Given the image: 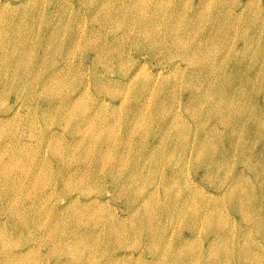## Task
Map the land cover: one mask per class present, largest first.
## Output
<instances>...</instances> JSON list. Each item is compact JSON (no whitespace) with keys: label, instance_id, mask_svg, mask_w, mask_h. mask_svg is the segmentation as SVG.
<instances>
[{"label":"rangeland","instance_id":"1","mask_svg":"<svg viewBox=\"0 0 264 264\" xmlns=\"http://www.w3.org/2000/svg\"><path fill=\"white\" fill-rule=\"evenodd\" d=\"M10 1L16 3V5H0V28H4L8 20L13 17L27 19L23 34L24 36L26 35L25 39H28L29 45L32 42H34L33 44L36 43L34 50H30L28 53V58L34 60L40 57L43 62L48 58V63L50 61H58L56 65L54 63H52L53 65L49 64L50 67L44 71L45 74L51 73L60 67L65 71V73L61 75L62 80L59 82L60 89L58 88V93L54 101L49 104H45L44 102L39 104L45 107L48 105V107L51 106V108H57L59 110L66 101V99L63 100L64 98L81 89L84 93L81 98L85 97L84 101L86 104L90 107L96 106V108H99V105L102 104L105 109L104 113L101 115L102 118H100L99 113V118L97 119L106 120V124L110 125L114 133V140L117 141L116 144L114 143L112 145L114 150L116 145L120 144L121 141L129 139L130 131L134 132L131 139L128 140L130 143L122 150L124 151L125 157H130L131 160H136L137 156H140L142 151L145 150L144 145L139 147L141 141H144V143L146 142V149H151L153 144L156 145L157 142L160 141L155 136L160 128L159 122L161 120L157 117L159 113H163L166 116L170 113L180 115L176 116L177 120L180 122H186V120H188L192 123L198 122L197 119H201V113L196 114L195 111H192V113L188 112L186 107H184L186 102L191 100L189 99L190 93L187 91L189 85L200 89L201 93L209 92V95H211L210 101L214 104L213 112H210V114H212L214 119L211 120L206 118V114L202 118V121L207 120L209 124L210 122L215 123L219 115L218 112H215L218 104L215 103L218 100L216 98V92L219 89L230 92L237 91L242 96H244V93L249 95L248 98L241 97L237 105L247 110L242 122L236 123L234 121V116L229 118L232 123L230 129H234L237 138H249L248 132H252L248 129L249 126L245 125V123L248 125L251 124L252 115L249 112L250 109L254 110L253 107L261 106L264 110V0H214L210 7L202 9V12L205 13L203 28L211 33L207 40V43H209L207 49L213 48L211 53L216 51L214 53V61L212 65H207L205 69L206 74L203 75V77L192 73L194 67L190 62H186L178 57L174 58L172 62L163 56L159 57V51L154 53L142 47L141 42L136 38L137 34L131 32L127 24L121 21V19H117L116 24L111 23V26H102L103 22L100 21L101 18H98L99 14L92 5L93 2L98 0ZM23 1H25V3H21ZM171 1V9L180 6L183 8L182 14H184L185 18L182 19V23L184 25L188 22V19H186L187 16L192 15L196 7H200L205 3L204 0ZM33 15L37 16L38 19L31 20L29 28L32 35H29L26 28L29 17ZM217 17H220V19L215 20ZM59 18H69V21L66 20L63 27L60 29V35H62V33L64 34V27H66L69 30L68 33L76 30V34H79L78 37L80 36L82 47L74 49L76 51L73 54H71L70 51L67 54L63 51L58 54H48L45 49L38 48L43 45H37V43L41 40L45 41L46 37L50 35L51 29L56 26L57 19ZM71 19L73 20L70 21ZM78 22L82 23L81 30L74 28ZM214 24L217 26L216 29H212ZM68 33L66 32L64 38L68 37ZM93 33L98 34L90 38V35ZM86 37L90 39L86 40ZM115 38H120V42L123 41V45L119 46L115 54L116 60L112 62L111 58H105L102 55L103 52H100L99 56L102 62L97 68L102 70V68L107 65L104 75L108 80H112V82H110L112 83V88H124L129 93L130 90L134 88L130 89V86H125L124 81H119L121 80L123 72L130 70L132 67L134 72L137 71V74H145L149 78L154 77L156 83L151 87L149 94L144 98L140 96V99H138L132 94L127 95V93H124L123 95L118 94L119 96L113 99L105 92H100L96 88L93 77L95 76L94 71L97 68L95 70H84L80 66L82 63L86 65L93 64L94 68L96 65L94 58L97 57L98 61L100 60L98 54L95 55L92 53V47H86L88 43L95 45L100 43L107 44L108 40L114 42ZM15 39H20V36H15ZM119 53L124 55V65H119L120 60L117 61ZM64 56L66 57L65 60L62 58ZM159 59L162 60L163 63H161L162 61L160 62ZM66 60L72 62L68 67L65 66ZM136 60H139L138 64H141L137 68L134 67ZM176 65L179 69H174ZM217 66L222 67L223 74L226 76L231 74L239 76V81L234 84H230L229 82L222 84L223 79L219 78L220 73H218V76L211 74V69L213 70V68ZM158 73H161L160 76H158ZM177 79L178 81L175 83ZM165 80H167L168 83L171 82L167 88H164L163 85ZM9 81L12 83V79ZM31 81L34 83L36 82L34 79H31ZM89 81H91V85L86 90L85 85ZM22 84L24 85L26 83L22 82ZM2 85L3 83L1 82L0 89ZM15 85L19 84L16 83ZM175 86H178V89L173 90ZM12 87H14V85ZM139 89L142 91V86ZM27 92L28 88L23 86L22 90L15 91L11 95H6L4 97L0 96V110L11 109L13 104L17 101V97L21 96L19 94H25ZM251 96H253V99H251ZM103 99H106V102L102 103L101 100ZM238 101L239 99L237 102ZM139 103H143L145 106L143 108L144 115L136 117V112L140 108ZM145 103H147V105ZM206 103L203 102L201 105L198 103L196 106L206 110L205 108L207 107L208 109L210 106L209 103ZM193 104H196L194 100ZM36 107L37 104L35 102L27 101L20 116H7L2 119L5 121V138H3L5 141H10L11 143L14 139V142H12L13 144L21 143L25 145L28 147V153L31 158L32 155L38 156L40 153L43 154V157L35 160V162L28 161L26 169L16 168L10 182L7 184L10 190H16L17 187H22L21 190L16 191L17 193L14 191L13 193L15 194L14 199L17 200L18 198L19 200V202H17L18 207L23 211V221H19L15 224L11 221L9 212L7 215L0 214V218L4 220L3 224L5 225V223H7L8 229L15 234L13 237H17L18 243L13 247L15 251L23 247L26 235H30V237L27 238H35L38 236L43 237L45 233L40 247L32 248V252L29 254L31 255L30 258L35 263H41L43 261L44 264H62L63 260L65 262H67V260H79L80 256L77 257L78 255H75L71 250L74 255V258L72 257L70 249L66 246L68 242H77L83 245L87 244L88 246L85 245L83 250L92 245V247H94L93 251L100 254L106 247V240L115 237V234L108 233L100 236L102 233L98 235L97 231L113 216L117 218V223L120 224L119 229L122 231V239L126 245V248L119 251V253L123 255L126 253L125 256L127 257L122 264H154V262L155 264H220V261L225 264H240L238 262L239 260L234 257H223L218 259L206 251L210 242L225 232L232 236V242L234 238L235 242L238 241L242 244L246 242L242 239V235L246 238L253 236L256 241L254 249L259 251L264 250V234H260L255 225H251L252 227L250 226L251 228L249 227L250 229L244 233L245 229L243 228V222L240 216L233 210V205L239 203V201L232 202L228 200L226 204L218 208V212H213L211 219L216 222V225L221 224V226L214 227H209L208 221H205L204 225L198 223L199 221H197V219L195 221L198 214L201 216L205 214L201 199L197 197H195L192 204L196 212H191L188 208H184V210L181 208L182 211L178 209H170L166 212L160 211L159 206H170L174 204L178 198L184 202L188 197L186 192L189 187H195L194 183L191 185L193 182L191 180L200 178L199 174L202 175L205 171L201 165L198 166L197 163L195 164V160L192 161V163H188V158H186L185 162L183 161L184 154L178 141L176 143L179 146L177 159H174L170 154L168 160L163 162L160 170L156 172L151 170V164L145 167L142 166L146 174V180L141 182L142 189L137 191L136 195L133 196L134 199L131 201L126 195L122 196L120 193H114L113 191L112 193L108 192L107 186H111V178L108 176L107 179L109 183H106L103 178V170L97 176H90L88 180L89 185L86 187V192L90 191L91 195H81L82 191L75 189L72 190V192L64 193L63 188L65 185L61 176L63 169L56 159H52V153L49 155L47 147L43 146L41 141L44 138V132L47 130V127L51 128L50 130H57L55 137H57L60 142L62 141V143H65V141H73L74 135L69 133V126L64 119V112H68V109L63 108L62 114L54 111L51 117L52 120L49 125H46L40 118H37L39 116L35 114ZM114 112H116V114H114ZM205 112L208 114L207 111ZM154 113L156 114L154 115ZM30 120L34 121L35 124H30ZM137 120L138 122H136ZM128 124L133 125L128 126ZM255 129L257 130H255L253 134L256 135L257 140L259 131L261 130L258 129V126ZM223 132H225V129L221 131V134L225 135L226 133L224 134ZM139 134L142 137H140ZM196 136L195 130L189 129L186 132L187 139L189 138L195 141ZM201 136L202 135H199L198 137ZM11 137L12 139L10 140ZM78 138H80V135H78ZM160 142H162V144L159 143L156 145L154 150L158 148L164 149L163 147H165L164 143H166V140ZM247 143L249 144V140H247ZM118 146L123 147L122 144ZM258 146H262V144ZM220 150L223 151L222 154H225L228 147L219 148V154ZM153 151L150 150L149 152ZM47 156L48 159H50L45 161ZM11 159L12 161L14 159L12 154L9 160ZM13 162L14 166H16V160ZM235 162L238 164L234 166L233 171L236 173L237 171H244L246 176L250 177L246 184L253 186L264 183L255 178L247 169L246 163H240V160L237 158H235ZM73 164L74 162L71 163V165ZM164 164L167 165L166 170H164ZM80 165H83L81 159L76 162L75 166H70L68 169H73ZM257 167L262 175H264V161L257 163ZM134 168L135 166L133 164L123 167L120 176L126 180V178L130 177ZM170 168L181 170L183 175L173 181V184H177V189L166 193L164 191L165 182L163 176L166 180V175ZM36 171L40 173L39 178L36 180L29 178L32 177V173ZM24 172H26V179H20V175ZM228 178L230 177L225 176L221 184L224 185L228 181ZM51 179L52 183L50 185L43 184V181L46 182ZM181 186L184 190L178 196L179 192L177 190L181 188ZM111 188L113 189L112 186ZM197 188V190L204 195L216 194L217 192L214 188L207 185H205V189L203 190H201L199 186H197ZM99 190L103 192L106 191L103 198H105V201H108V203H87V205H91V208L96 207L101 210L99 214L100 219L95 222L96 224H92L93 222L90 223L91 225H86V223L83 225H79L78 223L70 224L68 217V223L62 222L60 227H55L58 216L67 217L70 215V210L68 209L65 213H60V210L53 208H56V206L63 208L62 206L67 203L69 198L76 196H79V200L77 199L78 203H75L74 207L80 208V204L86 202L85 200H88L92 196L96 197L101 195L98 192ZM53 191L55 194H53L52 197L49 196V193L52 194ZM46 192L48 193L44 194ZM258 195L260 198L262 197L261 193ZM144 198H146V204L142 203L140 206H137ZM251 199H253V197H251ZM155 202H157V206H155V209L150 210L148 204L152 205ZM247 202L248 200L245 199L244 203ZM43 204L46 210L48 209V213L46 212L42 216L41 225L36 226L33 223V219L30 220V218L35 217L32 215L38 210V207H42ZM0 205L2 206V204ZM209 212H211V210H209ZM246 215L249 218L254 217L252 212H247ZM262 215L264 216V211ZM144 218H150V223L146 224ZM203 218L208 219V216L205 214ZM132 229H135V231ZM47 235L57 238L51 241L47 238ZM180 241L185 242L184 247L178 246ZM232 242L225 244L226 246L224 244L222 246H224V249L229 248V250H231ZM54 244H58L59 254L54 255ZM177 255L181 257H175L174 259L173 256ZM161 256H165L164 260H160ZM95 257L99 260L103 256L100 255ZM140 257H142V260ZM138 258H140V261H137ZM156 260H159V262ZM89 264L97 263L92 260ZM255 264H264V260L258 259V262Z\"/></svg>","mask_w":264,"mask_h":264},{"label":"bare ground","instance_id":"2","mask_svg":"<svg viewBox=\"0 0 264 264\" xmlns=\"http://www.w3.org/2000/svg\"><path fill=\"white\" fill-rule=\"evenodd\" d=\"M204 1L205 3L200 7H196V10L192 15L187 16L186 19H188V22L186 25L182 23V19L185 18L184 14H182L183 8L180 6L171 9V0H98L93 2L92 5L99 14L98 18H101L100 21L103 22L102 26H111V23L116 24V20L121 19V21L127 24L131 32L137 34L136 38L141 42L142 47L154 53L159 51V57L163 56L172 62L176 57L186 62H190L194 67L192 73L203 77V75L206 74L205 69L207 68V65H212L214 61V53L216 52L214 51L211 53L213 48L207 49L209 45L207 40L211 33L203 28L205 13L202 12V9L210 7L214 0ZM21 3H25V1ZM10 4L16 5V3L11 2L10 0H0V5L9 6ZM33 19H38V17L35 15L29 17L26 28L29 35H32L29 25ZM219 19L220 17L215 18V20ZM66 20L69 21V18L57 19V24L51 29L50 35L46 37L45 41L41 40L37 43V45H43L38 47L39 49H45L48 54H58L62 51L66 54L70 51V53L73 54L76 51L74 49L82 47L80 36L78 37L79 34H76V30L68 33V28L64 27V34L62 33V35H60V29L63 27ZM72 20L73 19L70 21ZM26 22L27 19L25 18L13 17L8 20L7 25L4 28H0V83H3L0 89V96L4 97L6 95H11L15 91L22 90L23 86L28 88L27 93L19 94L21 96L17 97V101L13 104L11 109L0 110V204H2V206L0 205V214L7 215L9 212V217L15 224L19 221H23V211L18 207L17 202H19V200L18 198L17 200L14 199L15 194L13 193V191L17 193L16 191L21 190L22 187H17L16 190H10L9 185L7 184L10 182L12 174L16 168L26 169L28 161L35 162V160L43 157V154L40 153L38 156L32 155L31 158L28 153V147L21 143L13 144L12 142H14V139L11 143L10 141H5L3 139L5 138V121L2 119L7 116H20L23 112L25 103L27 101H33L37 104V107L35 108V114L39 116L37 118H40L46 125H49L52 120L51 117L54 111L62 114L63 108L68 109V112H64V119L69 126V133L74 135L73 141H65V143H62V141L60 142V140L55 137L57 130H50L51 128L49 127H47V130L44 132V138L41 141L42 145L47 147L49 155L52 153V159H56L63 169L61 176L65 185L63 188L64 193L72 192V190L75 189L81 190V195H91L90 191L86 192V187L89 185L88 180L90 176H97L103 170L104 181L109 183L107 177L109 176L111 178V186L113 189L108 185V192L112 193L113 191L114 193H120L122 196L126 195L131 201L134 199L133 196L136 195L137 191L142 189L141 182L146 180V174L144 168L142 169V166L145 167L148 164H151V170L156 172L157 170H160L163 162L168 160L170 154L174 159H177L179 146L176 143L178 141V144L181 145L180 147L183 150V161L185 162L186 158L189 160L188 163H192V161L195 160V164L197 163L198 166L201 165L205 171L202 175L199 174L200 178L191 180L193 181L191 185L194 183L196 188L189 187L186 192L188 197L184 202L178 198L174 204L170 206H159L160 211L162 210L163 212H166L170 209L181 210V208H183L184 210V208H188L191 212H196L194 211L192 204L195 197H197L201 199L208 219L203 218L205 214L203 216L198 214L195 221L197 219V221H199L198 223L203 225L205 224V221H208L209 227H214L221 226V224L216 225V222L211 219L213 212H218V208L226 204L228 200L232 202L239 201V203L233 205V210L238 216H240V219L243 222V228L245 229L244 233L255 225L259 233L264 234V216L262 215L264 211V183L253 186L248 185L246 182L250 177H247L244 171H237V173L233 171L234 166L238 164L235 162V158H237L240 160V163H246L247 169L257 180L264 182V175H262L257 167V163L264 161V110L261 106L253 107L255 111L250 109L249 112L252 115L251 124L248 125L244 122L245 125L249 126L248 129L252 131L248 132L249 138H237L234 129H230L232 127V123L229 120L231 116L235 117L234 121L236 123H241L245 118L247 110L237 105L239 104L241 97H249L247 93H244V96H242L237 91L230 92L219 89L216 92V98L218 100L215 102L218 103L215 112H218L219 115L215 123L210 122L209 124L207 120L202 121V118L206 114V118L211 120L214 119L212 114H210V112H213L214 104L210 101L211 95H209V92L201 93L200 89L189 85L187 91L190 93L189 99L191 100L186 102L184 107H186L188 112L192 113V111H195L196 114L201 113V119H197L198 122L192 123L188 120H186V122H180L176 118V116L180 115L170 113L166 116L165 114L158 112L159 114L157 117L161 121L159 122L160 128L155 136L160 141L166 140V143H164L166 148L163 147L164 149L158 148L154 150L156 145L159 143L162 144V142L159 141L156 145L153 144L151 149H146V142L144 143V141H141L139 147L144 145L145 150L142 151L140 156H137L136 160H131L130 157H125L124 151L122 150L128 145V143H130L128 140L131 139L134 132L130 131L129 139L121 141L120 144L116 145L114 150L112 145L114 143L116 144L117 141L114 140V133L111 130L110 125L106 124V120L97 119L99 118V113L100 118H102L101 115L104 113L105 109L102 104L99 105V108H96V106L90 107L86 104L84 101L85 97L81 98L84 94L81 89L64 98L63 100L66 99L64 105L67 107L63 105L59 110L57 108H51V106L48 107V105L45 107L39 104L41 102L49 104L54 101L58 93L57 90L60 86L59 82L62 80L61 75H63L65 71L60 67L51 73L45 74L44 71L50 67L49 64L54 63L56 65L58 64V61H50L48 63V58L44 62L40 57H37V59L34 60L28 58V53L30 50H34L36 43L33 44L34 42H32L29 45L28 39H25L26 35L24 36L23 29L25 28ZM216 27L217 26L214 24L212 29H216ZM74 28L81 30L82 23L78 22ZM66 32L68 33V37L64 38ZM97 34L98 33L91 34L90 38ZM17 35L20 36V39L18 40L15 39V36ZM90 38L86 37V40H89ZM119 39L115 38L114 42L108 40L107 44L100 43L95 45L88 43L86 47H92V53L95 55L98 54V56L100 52H103L102 55L105 58H111V61L114 62L116 60L115 54L117 53L119 46L123 45V41L120 42ZM65 56L62 57L64 60L66 58ZM99 58V61L97 57L94 58L96 62L94 68L93 64L86 65L85 63H82L80 66L84 70H95L102 62L100 56ZM119 60V65L125 64L124 55L120 53L117 61ZM159 61L161 62L162 60L159 59ZM65 63V66L67 67L72 64L70 60H66ZM138 63L139 60H136L134 67L137 68L141 65ZM161 63H163V61ZM105 67H103L102 70L97 68L94 71L95 76L93 78L96 88L100 92H105L113 99H115L116 96H119L118 94L123 95L124 93H127V95L132 94L138 99H140V96L141 98H144L149 94L151 87L156 83L154 77L149 78L145 74H137V71L134 72L131 67L130 70L122 73L121 80L119 81H124L125 86H130V89H134H129V93L124 88H112V83H110L112 80H108L104 75ZM174 69H179V67L176 65ZM218 73H220L219 78L223 79L222 84H225V82L234 84L240 79L239 76L234 74L229 76L224 75L221 66L214 67L213 70L211 69V74L218 76ZM160 74L161 73H158V76H160ZM10 79H12V83L9 81ZM31 79L36 80V82L34 83ZM177 81L178 79L175 80V83ZM22 82H25L26 84L23 85ZM16 83L19 85H15ZM170 84L171 82L168 83L167 80L163 82L164 88H167ZM13 85L14 87H12ZM90 85L91 81L85 85L86 90ZM141 86L142 91L139 89ZM176 89H178V86H175L173 90ZM238 99L239 101L237 102ZM251 99H253V96H251ZM193 100L196 104H193ZM101 101L104 103L106 102V99ZM203 102L210 104L208 109L206 107V110H204L196 106L198 103L201 105ZM145 104L147 105V103ZM139 106L140 108L136 112V117L144 115L143 108L145 106L143 103H139ZM205 111H207L208 114ZM114 114H116V112H114ZM155 114L156 113H154V115ZM136 122H138V120ZM30 124L34 125L35 122L30 120ZM131 125L133 124H128V126ZM257 126L261 131H259V136L256 140V135L253 133L257 130L255 129ZM189 129L193 131L195 130V135L197 134L195 141H192L189 138L187 139L186 132ZM223 129H225V132H223L224 134L226 133L225 135L221 134ZM78 135H80V138H78ZM199 135L202 136L198 137ZM11 139L12 137L10 140ZM247 140H249V144L247 143ZM121 144L123 147L118 146ZM259 144H262V146H258ZM223 147H228L227 152L222 154L223 151L220 150L219 154V148ZM150 150L154 151L149 152ZM11 154L14 157L13 161L16 160V166H14L12 159L9 160ZM49 159L47 156L45 161H48ZM79 159L83 161V165L68 169L70 166H75ZM72 162H74L73 165H71ZM130 164H133L135 168L132 170L130 177L125 180L120 176V172L123 167L129 166ZM166 167L167 165L164 164V170H166ZM39 175L40 173L36 171L33 172L31 175L32 177L29 178L36 180L39 178ZM182 175L183 172L181 170L170 168L167 172L166 180L163 176L165 182L164 191L166 193L175 191L177 189V184H173V181ZM225 176H229L230 178H228V181L222 185L221 183L224 181L223 179ZM21 178L26 179V172L20 175V179ZM51 181L52 179L46 182L43 181V184L50 185L52 183ZM205 185L214 188L217 191L216 194L204 195L197 190V186L201 187V190H203L205 189ZM183 190L182 186L181 188H178V196ZM98 192L101 195L96 197L92 196L88 200H85L86 202L80 204V208L74 207L75 203H78L77 199L79 200V196L69 198L67 203L62 206L63 208L58 206L53 208L60 210V213H65L68 209L70 210V215L67 217L58 216L55 227H60L62 222L68 223V217L70 224L78 223L79 225H83L86 223V225H91V222L94 224L98 221L100 219L99 214L101 213V210L96 207L91 208V205H87L88 202L108 203V201H105V198H103L106 191L103 192L99 190ZM47 193L48 192L44 194ZM260 193L262 194L261 198L258 195ZM50 194L51 193H49V196L52 197L55 192L53 191L52 194ZM251 197H253V199H251ZM245 199L248 200L247 203H244ZM145 200L146 198L142 199L137 206H140L142 203L146 204ZM148 205L150 206V210H152L157 206V202ZM209 210H211V212H209ZM47 211L48 209L46 210V207L43 204L42 207H38V210L32 215L35 217L30 218V220L33 219V223L36 226H40L43 219L42 216ZM247 212H252L254 217H247ZM144 219L146 220V224L150 223V218ZM3 221L4 220L0 218V263L44 264L43 261L41 263L33 262L30 258L31 255L29 254L32 252V248L40 247L45 233L43 237L38 236L35 238H27L30 237V235H26L23 247L15 251L13 247L18 243L17 237H13L15 234L8 229L7 223H5V225L3 224ZM119 226L120 224L117 223V218L113 216L102 225L100 230L97 231L98 235L102 233L100 236L108 233L115 234H113L115 237L106 240V247L100 254L93 251L94 247H92V245L83 250L85 245L88 246L87 244L83 245L77 242H68L66 246L70 249L72 257L74 258V252L75 255H78L77 257L80 256V259L67 260V262L63 260L62 264H89L92 260L97 264H122L127 257L125 256L126 253L124 255L119 253L121 249L126 248L122 239V231L119 229ZM132 230L135 231V229ZM47 238L53 241L57 237L47 235ZM242 239L246 241L244 244L239 243L238 241L235 242L234 238L232 242V236L225 232L217 238H214L207 246L206 251L218 259L223 257H234L239 260L238 262L240 264H255L258 262V259L264 260V250L259 251L254 249L256 241L253 236L246 238L242 235ZM229 242H232V249H224V246L222 245L228 244ZM178 246L184 247L185 242L180 241ZM71 250L73 252H71ZM56 254H59L58 244H54V255ZM94 255H102L103 257L98 260ZM173 257L175 259V257L180 258L181 256L177 255ZM140 258L142 260V257ZM140 258H138L137 261H140ZM164 258L165 256H161L160 260H164ZM156 261L159 262V260ZM220 264L225 263L220 261Z\"/></svg>","mask_w":264,"mask_h":264}]
</instances>
